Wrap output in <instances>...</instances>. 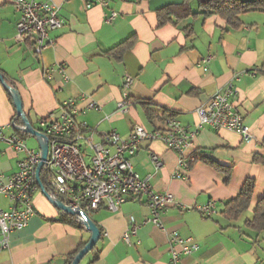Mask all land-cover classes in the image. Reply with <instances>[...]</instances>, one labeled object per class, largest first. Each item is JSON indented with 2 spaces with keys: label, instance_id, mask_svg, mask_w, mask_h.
<instances>
[{
  "label": "crops",
  "instance_id": "crops-1",
  "mask_svg": "<svg viewBox=\"0 0 264 264\" xmlns=\"http://www.w3.org/2000/svg\"><path fill=\"white\" fill-rule=\"evenodd\" d=\"M32 1L57 6L63 22L49 33L52 43L40 55L34 53L32 37L16 40L19 15L9 0H0V74L19 94L32 127L40 129L41 119L58 117L63 103L75 99L81 111L77 122L85 123V135L92 137V143H102L111 131L125 140L135 125L163 130L166 116L193 131L196 109L232 85L237 93L235 106L254 136L247 142L235 132L205 127L183 152L184 157L197 153L230 168L227 185L221 173L201 160L191 166L185 180L174 179L179 154L158 140L141 142L131 158L133 170L156 192L174 197L175 206L159 216L164 230L144 222L151 216L144 196L129 197L116 211L101 205L89 214L100 230L99 240L79 264H170L169 240L174 231L198 245L192 255L181 257L182 264H264V232L243 225L264 193V167L253 162L255 155L264 156V75L260 71L264 13L243 14V25L226 31L222 19L200 14L177 21L172 16L167 24L158 25L157 11L166 6L188 5L198 13L193 0H106V6L94 0ZM112 12L116 16L107 21ZM126 40L133 44L121 56L109 53ZM204 59H208L205 71ZM60 66L64 74L56 70ZM125 77L132 79L126 90L131 101L121 113L117 103ZM89 100L101 110H88ZM16 117L0 83V128L6 136L17 132L9 126ZM81 148L88 158L89 146ZM151 154L160 159L161 168L154 166ZM19 158L0 143L1 173L13 174ZM246 179L255 181L250 206L230 221L222 214L224 204L238 195ZM210 201L216 203V213L205 217L198 208ZM9 206L0 196V207ZM33 206L35 214L27 226L9 234L8 247L0 250V264H66L67 257L89 240L85 228L63 221L64 214L41 190L35 193ZM133 225L137 233L126 244L124 235Z\"/></svg>",
  "mask_w": 264,
  "mask_h": 264
},
{
  "label": "built area",
  "instance_id": "built-area-1",
  "mask_svg": "<svg viewBox=\"0 0 264 264\" xmlns=\"http://www.w3.org/2000/svg\"><path fill=\"white\" fill-rule=\"evenodd\" d=\"M13 5L19 20L16 25V40L24 41L32 37L34 53L40 55L52 40L49 33L61 28L62 20L58 16V7L48 2L32 0H9ZM101 6H106V0H94ZM90 6L91 2H87ZM116 16L112 12L110 21ZM208 59L201 61L203 70ZM64 74V68L56 69ZM52 71H54L52 69ZM132 79L125 77L122 84L121 100L117 109L125 113L130 102L126 90L131 86ZM236 90L232 85L216 92L207 103L196 109L197 124L193 131L182 127L175 119L167 118L165 129L148 131L141 125H135L127 139H122L115 131L104 135L102 143H92V137L85 135V123L77 122L81 112L77 100H66L56 118H43L39 121L41 132L47 139V157L39 172V181L53 201H60L64 206L74 211L77 223L84 227V216L96 211L101 205L110 211H116L129 197L144 196L151 211V216L144 222L151 223L164 230L159 216L167 208L175 206L171 193H159L152 189L146 179H142L133 170L131 158L137 153L140 143L144 141H161L167 149L179 154L177 169L172 178L185 180L187 172L194 161V156L184 157L182 154L191 145L195 134L208 127L213 131L229 130L239 134L244 141L254 140L249 127L244 123L243 116L235 106ZM85 100L86 96H81ZM88 110L100 111L99 104L89 100ZM9 126L16 133L6 136L0 128V143L12 149L18 159L17 169L11 175L0 172V196L6 199L10 206L0 207V250L8 247L9 234L27 226L34 216L33 199L40 188L36 180V169L41 161L40 149H29L24 142V126L12 122ZM82 144L89 146L91 155L82 151ZM113 148V151L111 150ZM150 159L156 168H161L160 159L151 154ZM205 217L216 213V203L210 201L198 208ZM62 214H65L60 210ZM137 233L133 225L124 235L126 244L130 237ZM198 245L191 237L183 238L176 231L169 240L170 264H182L181 257L192 255Z\"/></svg>",
  "mask_w": 264,
  "mask_h": 264
},
{
  "label": "trees",
  "instance_id": "trees-1",
  "mask_svg": "<svg viewBox=\"0 0 264 264\" xmlns=\"http://www.w3.org/2000/svg\"><path fill=\"white\" fill-rule=\"evenodd\" d=\"M184 3L186 0L183 1ZM198 6V13L191 12L188 5L181 8L179 5H170L163 7L157 11L158 25L163 26L171 21L173 16L175 20L182 19L188 16H194L196 14L203 15L204 17L216 16L222 19L226 24V31L233 30L243 25L240 16L246 13L261 12L264 13V0H195ZM184 5V4H181ZM176 21H173L175 23ZM133 44L132 40H126L117 47L109 51L110 54L121 56L123 52L129 49ZM260 71L264 75V63L262 64ZM10 99V97H9ZM11 100V99H10ZM129 102L131 101L128 97ZM171 118L170 116H166ZM165 117V118H166ZM17 125H21V120L16 117L13 121ZM28 135V134H24ZM264 145V140H263ZM194 161L190 163L192 166L196 161H204L213 169L221 173L224 177V184L229 183L231 170L230 168L222 167L217 163L207 160L203 155L195 154ZM253 162L260 164L264 167V156L255 155ZM255 188V181L253 179H246L239 191L238 195L224 204L222 214L230 221L237 220L243 212H245L251 202L252 194ZM63 221L69 224L77 226L80 229H84L81 225L77 224L75 218L68 214H64ZM245 228L254 232H264V193L262 197L256 203L251 216L243 221ZM100 231V230H99ZM85 246V243L81 244L75 253L67 257L66 264H71L77 253ZM93 250V248H92Z\"/></svg>",
  "mask_w": 264,
  "mask_h": 264
},
{
  "label": "water",
  "instance_id": "water-1",
  "mask_svg": "<svg viewBox=\"0 0 264 264\" xmlns=\"http://www.w3.org/2000/svg\"><path fill=\"white\" fill-rule=\"evenodd\" d=\"M0 83L2 84L3 88L8 93L10 99L12 100V103L16 111V116L21 119L23 126L25 128L24 132L28 135L35 137L38 141V148L41 151V161L38 164L37 169H36V180L39 184L40 190L55 207L63 211L65 214H68L73 217L78 215L74 211L70 210L68 207L64 206L60 201H53L50 198V196L47 194V192L44 190L41 182L39 181V172L47 157V139L41 132H39L38 130L34 129L31 126V124L29 123V121L27 120L24 114L22 102H21V98L19 94L11 85H9L5 81V79L3 78L1 74H0ZM84 228L90 233V238L85 244V246L74 257L71 264H79L80 261L83 259V257L87 255L88 252L91 251V249L96 245L97 241L99 240V237H100L99 229L87 215L84 216Z\"/></svg>",
  "mask_w": 264,
  "mask_h": 264
},
{
  "label": "rangeland",
  "instance_id": "rangeland-1",
  "mask_svg": "<svg viewBox=\"0 0 264 264\" xmlns=\"http://www.w3.org/2000/svg\"><path fill=\"white\" fill-rule=\"evenodd\" d=\"M195 2V0H193V3ZM33 127L38 130L39 128L37 127V125L33 124ZM24 142L25 145L29 148V149H38V141L35 137L31 136V135H25L24 136ZM88 161V158H87ZM247 214V213H246ZM245 214H243L244 216Z\"/></svg>",
  "mask_w": 264,
  "mask_h": 264
}]
</instances>
